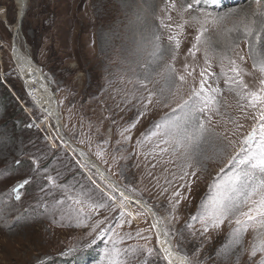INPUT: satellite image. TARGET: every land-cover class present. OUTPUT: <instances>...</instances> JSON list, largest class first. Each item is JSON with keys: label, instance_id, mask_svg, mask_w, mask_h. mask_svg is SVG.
I'll list each match as a JSON object with an SVG mask.
<instances>
[{"label": "rangeland", "instance_id": "rangeland-1", "mask_svg": "<svg viewBox=\"0 0 264 264\" xmlns=\"http://www.w3.org/2000/svg\"><path fill=\"white\" fill-rule=\"evenodd\" d=\"M17 22L0 0V264H174L160 237L185 264H264V216L241 215L264 167L240 163L264 0H28L21 48L58 118L20 75Z\"/></svg>", "mask_w": 264, "mask_h": 264}, {"label": "snow or ice", "instance_id": "snow-or-ice-1", "mask_svg": "<svg viewBox=\"0 0 264 264\" xmlns=\"http://www.w3.org/2000/svg\"><path fill=\"white\" fill-rule=\"evenodd\" d=\"M189 8L192 7L191 4L188 5ZM169 39H174V37H169ZM197 40H199V37H197ZM180 45V41L177 39L176 40V47L179 48ZM194 48L196 47L195 45L193 46ZM233 67L231 68V71L233 73H235V75L237 77L240 76V69L238 67L235 66V61L231 62ZM260 68L261 71L264 72V59L261 60L260 62ZM190 74V73H189ZM200 76L202 77V79L200 80V87L199 89L193 88L192 90V94L189 97L188 100H185L183 102L182 105H178V107H185L189 104L192 105V108L195 109V105L198 101H200V99L205 95V93L208 91V89L206 88V82L203 79V77L205 76L204 71H201ZM179 79L181 81H183L185 79V77L183 75H181L179 77ZM238 82L240 84H243V80L239 79ZM262 87L260 88L259 92H249L247 94V98L249 101V106L250 107H256L257 105L260 106V110L257 112L255 119H257L259 121L258 124H254L252 131H250L242 140V144H250L257 136L259 137V153L258 154H253L252 156H246L244 159L240 160V163L243 164L245 163V161H251V160H255V164L259 165L261 167H264V81H261ZM245 88H247V85H244ZM207 105V101H205V106ZM172 127L177 128L178 129V125H173ZM201 127H203V125H201ZM241 151H243V148L241 149ZM232 159H235V157H233ZM232 160L230 159L229 163H231ZM49 179H51V177H49ZM24 183H27V181H25ZM257 191H260L262 193H264V182H261V184L257 187L254 188L252 193L249 194V200L251 195L255 194ZM17 199H19V197H17ZM76 203H80L79 200L76 201ZM250 203L252 205H254V207H251L248 209L247 212H243L241 213L242 216L246 217L248 220H252L254 217L252 216L253 212H256L258 215H262L264 216V194L260 195V199L257 200H250ZM222 207V204H221ZM222 222V221H221ZM237 224L240 223V220L236 221ZM149 251H151V249H149ZM164 251L166 253H168L169 258H171L172 253L170 251L169 248H165ZM255 254V252H253V255Z\"/></svg>", "mask_w": 264, "mask_h": 264}, {"label": "bare ground", "instance_id": "bare-ground-1", "mask_svg": "<svg viewBox=\"0 0 264 264\" xmlns=\"http://www.w3.org/2000/svg\"><path fill=\"white\" fill-rule=\"evenodd\" d=\"M15 2L17 5V19H18L17 26H16V41H15L17 43L16 58L19 64L23 63L22 65L25 66V69L22 71V73H21V70L19 71V73H21L20 75H22V78L26 80L28 89L33 93L34 95L33 98L35 99L37 105L43 108L44 111L48 113L50 116H52L53 118H58L59 112H57V107L54 105L55 104L54 97H52V94L49 88L45 87L42 84L40 77L38 75L37 65L24 53V51L21 48V34H20L19 22H21L25 16V13L28 7V0H15ZM217 6L218 5L215 3L214 8H216ZM83 156L85 157L84 154ZM93 166L95 167V169L99 170L98 166L95 165L94 163H93ZM100 171L103 175H105V172L103 170H100ZM125 197L147 208L145 203L141 202L140 200H137L136 198L128 196V195H126ZM158 227L159 225L156 226L155 228H158ZM158 244L162 252L165 253L167 256H168V253H166L164 249L165 248L170 249L172 253L171 259L174 264H185L181 260L183 257L177 253V251L173 248L172 242H170V240L167 237H160Z\"/></svg>", "mask_w": 264, "mask_h": 264}]
</instances>
